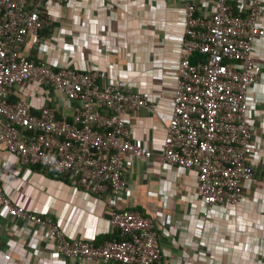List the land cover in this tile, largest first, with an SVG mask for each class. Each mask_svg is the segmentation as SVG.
Masks as SVG:
<instances>
[{
	"label": "built area",
	"instance_id": "1",
	"mask_svg": "<svg viewBox=\"0 0 264 264\" xmlns=\"http://www.w3.org/2000/svg\"><path fill=\"white\" fill-rule=\"evenodd\" d=\"M178 1L179 51L158 160L194 172L206 220L214 207L237 203L243 183L264 184V172L256 174L250 164L252 125L245 116L248 90L262 68L253 44L264 38L258 23L264 0H244L238 8L232 0ZM71 2L0 0V144L22 167L61 176L97 198L108 193L116 199L125 189V160L152 156L130 140L129 128L138 109L153 105L104 70H52L23 53L38 43L49 12ZM23 82L47 87L71 104L70 118H56L51 108L24 100L9 101L12 88ZM0 206L20 226H35L53 240L64 259L155 264L161 257L152 219L134 209L114 206L109 222L117 235L96 244L64 237L54 221L14 202L1 185Z\"/></svg>",
	"mask_w": 264,
	"mask_h": 264
},
{
	"label": "crops",
	"instance_id": "2",
	"mask_svg": "<svg viewBox=\"0 0 264 264\" xmlns=\"http://www.w3.org/2000/svg\"><path fill=\"white\" fill-rule=\"evenodd\" d=\"M234 6L244 0H232ZM240 4V5H239ZM200 5V8H204ZM182 5L178 0H72L48 14L38 43L26 57L54 70L97 68L143 96L153 109L133 115L130 140L146 146L147 160H125V189L116 199L97 198L36 167L18 165L0 144V185L14 202L56 223L66 238L96 244L117 235L110 211L130 208L153 221L161 257L155 264H264V184H242L234 205L214 207L206 220L192 170L163 165L158 152L168 119L178 58ZM264 29V4L258 21ZM261 61L259 79L248 90L246 118L252 125L250 164L264 172V38L253 44ZM49 107L70 118L72 105L52 90L23 82L9 101ZM212 216L219 218L214 220ZM35 226L22 227L0 206V264H114L64 259Z\"/></svg>",
	"mask_w": 264,
	"mask_h": 264
},
{
	"label": "trees",
	"instance_id": "3",
	"mask_svg": "<svg viewBox=\"0 0 264 264\" xmlns=\"http://www.w3.org/2000/svg\"><path fill=\"white\" fill-rule=\"evenodd\" d=\"M195 57V56H194ZM194 57H192L191 58V62H194L195 61V58ZM37 168V167H36Z\"/></svg>",
	"mask_w": 264,
	"mask_h": 264
}]
</instances>
